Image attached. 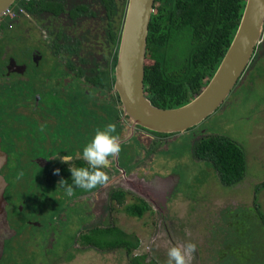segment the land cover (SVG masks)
<instances>
[{
    "label": "flooded vegetation",
    "instance_id": "af4514ba",
    "mask_svg": "<svg viewBox=\"0 0 264 264\" xmlns=\"http://www.w3.org/2000/svg\"><path fill=\"white\" fill-rule=\"evenodd\" d=\"M31 1L15 14L14 23L9 24L7 31H0V38L5 39L0 42V149L6 154L0 173L7 183L4 191V206L10 213L7 220L11 230L17 231L9 236L11 244L7 243L9 246L26 243L35 254L29 259L38 260L41 253L53 248L67 226L68 217L61 205L56 210L57 202L64 200L66 207L75 209L77 215L80 213L72 242L66 243L72 249L68 251L72 256L81 249L75 246L74 236L78 233L76 241H80V236L93 226L88 227L93 204L103 205L107 199L105 195L102 199L101 190L109 189L105 192L110 194L124 191V204L140 197L134 193L133 200L125 202L126 191L133 186L127 178H135L138 183L141 179L134 176L138 173L134 170L138 161L132 163L124 152L132 150L131 156L138 155L143 144L152 137L162 136L125 119L128 117L114 90L115 67L111 71L112 85L94 90L89 56L81 54L82 61L74 51L76 38L84 45L99 47L100 40L94 39V33L102 30L98 17L105 8L100 0H34V10ZM259 61L264 65V27L245 74L242 73L236 85L244 84L247 79H264V67L261 68ZM93 98L103 103L102 113L97 106L94 108ZM98 116L109 121L101 126L106 131L104 136L111 138L108 148L107 142L101 144L98 138L94 139ZM124 130L128 131L127 135L118 139L111 151L110 143ZM206 135L200 133L193 141ZM47 138L48 144H39ZM18 142L23 148L18 147ZM159 142L163 145V141L156 144ZM23 183L26 189L21 191ZM47 199L51 201L50 207L56 203L51 213L42 209ZM150 205L151 211L155 202ZM33 243L41 248L40 254L33 249ZM135 250L133 255H141Z\"/></svg>",
    "mask_w": 264,
    "mask_h": 264
},
{
    "label": "rangeland",
    "instance_id": "374dc122",
    "mask_svg": "<svg viewBox=\"0 0 264 264\" xmlns=\"http://www.w3.org/2000/svg\"><path fill=\"white\" fill-rule=\"evenodd\" d=\"M6 20L0 23L7 26ZM259 65L264 67L261 61ZM234 88L199 124L172 136L152 137L145 145L142 142L143 147L136 149L138 155L131 156L132 150L124 152L132 163L138 161L134 169L138 173L134 176L141 179V192L147 197L138 195L155 202L151 211L140 218L130 216L123 211V205L111 199L110 192H105L109 189L101 190L102 199L104 195L107 199L103 205L93 204L88 227L119 226L139 239L135 252L145 254L146 261L155 264H264V189L258 191V207L253 204L255 186L264 182V79H247ZM102 123L106 126L109 121L98 116L94 139L108 144L111 138L107 134L104 136L106 131L101 130ZM125 131L110 143L111 151L116 141L127 135ZM200 133L224 135L241 146L245 156L241 182L224 185L210 162L198 160L193 155V140ZM157 141H163V145L162 142L156 144ZM42 143L48 144V138L39 144ZM153 145L159 149L155 151ZM18 147L23 148L20 142ZM123 160L128 161V158ZM25 189L23 183L21 191ZM126 192L125 202L133 200L131 194H137L133 188ZM49 202L47 199L42 209L51 213L56 203L50 207ZM60 205L69 218L65 222L66 229H62L53 248L44 250L46 252L41 253L38 260L29 259L35 254L26 243L8 245L7 241L12 242L9 235L14 231L10 230V220L6 219L10 213L5 209V214H0V220L4 216L3 221L6 220L0 228V264H130V257L122 249L86 248L76 241L78 233L74 236L75 246L81 249L72 256L68 254L72 249L67 244L72 242L80 213L77 215L75 209L66 207L64 200L57 202L56 210ZM33 245L40 254L39 245Z\"/></svg>",
    "mask_w": 264,
    "mask_h": 264
},
{
    "label": "trees",
    "instance_id": "16d2710c",
    "mask_svg": "<svg viewBox=\"0 0 264 264\" xmlns=\"http://www.w3.org/2000/svg\"><path fill=\"white\" fill-rule=\"evenodd\" d=\"M100 2L105 8L104 13L98 17L102 30L94 33V39L100 40L99 47L84 45L78 38L73 45L77 46L74 51L79 59L87 54L88 61L93 64L94 90L106 88L113 83L111 71L117 61L128 0ZM245 2L246 0L154 1L147 33L143 79L145 94L154 105L162 108L178 107L201 92L234 37ZM25 3L15 1L12 4L10 9L14 15H3L0 18V21L7 19V26L0 23V31L9 29V24L14 23L16 18L15 14L25 9ZM30 5L31 10L36 9L34 0ZM78 12L79 10L75 11L76 14ZM71 16L75 18L76 15ZM85 35L84 32L81 33V36ZM3 40L5 39L0 38V42ZM93 99L97 110L103 111L105 107L101 100L98 103L97 98ZM155 134L163 136L166 133ZM193 155L198 160L210 162L224 185H236L242 181L245 171L244 151L229 137L219 134L201 136L193 141ZM261 189H264V182L255 186L253 204L256 207L257 194ZM110 197L123 205V211L130 216L140 218L151 209L149 202L140 197L124 204L125 192L122 190L112 191ZM15 232L13 234H17ZM79 239L82 244L102 251L122 249L130 257V264H155L146 261L145 254L133 255L140 244L139 239L115 224L93 225Z\"/></svg>",
    "mask_w": 264,
    "mask_h": 264
},
{
    "label": "water",
    "instance_id": "95a60500",
    "mask_svg": "<svg viewBox=\"0 0 264 264\" xmlns=\"http://www.w3.org/2000/svg\"><path fill=\"white\" fill-rule=\"evenodd\" d=\"M14 1L0 0V18ZM154 1L128 0L115 65L114 90L120 97L124 115L131 123L155 132H183L212 114L246 69L262 36L264 0H246L234 37L209 82L189 102L174 108L154 105L144 90L147 33ZM5 162L6 154L0 149V169ZM130 182L131 188L147 197L141 192L142 186L137 180L131 179ZM6 185L0 173L1 215L5 214ZM4 217L0 220V228Z\"/></svg>",
    "mask_w": 264,
    "mask_h": 264
},
{
    "label": "built area",
    "instance_id": "2783aa9c",
    "mask_svg": "<svg viewBox=\"0 0 264 264\" xmlns=\"http://www.w3.org/2000/svg\"><path fill=\"white\" fill-rule=\"evenodd\" d=\"M15 1H20V2H23V1H24V2H27V1H29V0H15ZM15 1H14V2H15ZM14 2H13V3H14ZM11 6H12V5H11ZM10 8H11V7H10ZM10 8L7 9V11H6V13H5L4 15H9L10 17H13V15H14V14H13V11H12Z\"/></svg>",
    "mask_w": 264,
    "mask_h": 264
}]
</instances>
